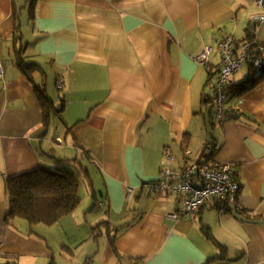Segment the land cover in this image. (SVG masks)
<instances>
[{"label": "crops", "instance_id": "obj_1", "mask_svg": "<svg viewBox=\"0 0 264 264\" xmlns=\"http://www.w3.org/2000/svg\"><path fill=\"white\" fill-rule=\"evenodd\" d=\"M263 13L255 0H0V264H264V77L229 90L221 121L213 101L219 43L243 44L251 25L264 46ZM20 53L40 67L47 116ZM166 151L176 172L231 163L238 207L210 199L170 220L182 197L155 191ZM40 167L88 191L59 199L53 225L10 219L7 179Z\"/></svg>", "mask_w": 264, "mask_h": 264}, {"label": "built area", "instance_id": "obj_2", "mask_svg": "<svg viewBox=\"0 0 264 264\" xmlns=\"http://www.w3.org/2000/svg\"><path fill=\"white\" fill-rule=\"evenodd\" d=\"M255 4L257 7L264 8V0H255ZM252 24L255 26L264 24V13L255 15L252 18ZM259 50V53H255L249 42L238 45L232 36L224 38L219 43L217 51L221 56V68L214 87L213 101L216 116L220 121L226 113L225 101L232 86L231 78L247 63L258 72L264 68V46H261ZM213 53V47H206L199 60L203 63L208 62ZM4 76V66L0 61V79H4ZM164 156V167L155 191L182 197L181 210L170 214L168 217L170 220L178 223L185 217H194L210 199L220 202L222 214L238 207L241 185L236 179V171L231 163L200 161L189 165L181 172H176L170 166L173 161L170 153L166 151Z\"/></svg>", "mask_w": 264, "mask_h": 264}, {"label": "trees", "instance_id": "obj_3", "mask_svg": "<svg viewBox=\"0 0 264 264\" xmlns=\"http://www.w3.org/2000/svg\"><path fill=\"white\" fill-rule=\"evenodd\" d=\"M254 32L253 26L249 25L246 40L244 41L251 43L254 52L259 53V48L262 45L255 40ZM17 38H21L20 33ZM17 65L34 84L36 95L39 98L44 114L47 116V112L53 108L54 103L47 93L45 83L42 85L35 84L31 76L32 71L39 70L40 67L28 64L25 57L21 56V53ZM251 69L253 74L249 80L234 88L230 87L229 90L234 89V91H241L240 94H243L253 88L264 77V68L259 72L255 71L253 67ZM80 187L79 175L66 168L52 171L48 168L40 167L35 171L9 178L7 179V191L10 196L8 217L10 219H24L32 226L36 224L53 225L58 220L56 210L59 199L63 200L77 195Z\"/></svg>", "mask_w": 264, "mask_h": 264}, {"label": "rangeland", "instance_id": "obj_4", "mask_svg": "<svg viewBox=\"0 0 264 264\" xmlns=\"http://www.w3.org/2000/svg\"><path fill=\"white\" fill-rule=\"evenodd\" d=\"M245 69H243V70H246V67H248V65L247 64H244V66H243ZM216 82V81H215ZM53 87H54V91H55V93L56 94H59V90L57 89V87H56V81H55V79L53 80ZM61 93V92H60ZM50 96V95H49ZM52 99V98H51ZM79 179H80V177H79ZM87 187V188H86ZM81 189H82V192H81V190H80V193H82V195L84 194V192H86V191H88V188H89V185H88V182H87V180H85V178H82V180H81V187H80ZM101 212H105V211H101ZM97 213V212H96ZM100 220H102V219H100ZM101 229H102V231H99V229L97 230V233L99 234V233H101V232H104V231H106L107 230V226L104 224V225H102L101 226ZM83 233H86L85 231H82Z\"/></svg>", "mask_w": 264, "mask_h": 264}]
</instances>
